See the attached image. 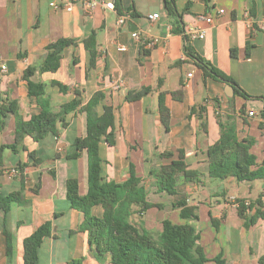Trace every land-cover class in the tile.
<instances>
[{
  "label": "crops",
  "instance_id": "obj_1",
  "mask_svg": "<svg viewBox=\"0 0 264 264\" xmlns=\"http://www.w3.org/2000/svg\"><path fill=\"white\" fill-rule=\"evenodd\" d=\"M52 0H0V102L16 100L19 114L25 119L41 110L35 97L28 92L24 77L29 66H37L34 81L46 84L45 90L53 110L73 100L76 90L86 103L96 91H103L105 99L97 106L99 113L105 103L115 107L114 142L103 136L100 142L103 176L106 180L124 182L134 165L138 176L149 189L148 199L161 207H151L134 213L131 220L158 236L163 221L190 222L200 232L199 243L209 261L217 264H259L264 255V219H251L259 206L264 178L239 181L235 176L215 179L208 176L209 146L221 135L219 120L233 122L240 140L253 139L251 152L257 163L264 164V0H178L182 18L175 17L185 31L190 28L206 29L204 38L189 40L192 49L227 75L237 84L213 78L204 68L186 54V39L175 31L164 0H106L114 8L97 6L85 8L82 1L72 11L54 9ZM224 9L223 13L219 10ZM250 11L251 18L246 16ZM137 12L135 16L131 13ZM158 13L156 19L151 14ZM127 16L120 24L119 16ZM213 21L208 23L206 18ZM253 19L256 29H249ZM96 31L97 57L91 64V53L83 39ZM140 33V38L133 32ZM73 38L77 44L63 51L61 66L56 71L43 72L40 64L47 53V45L59 38ZM158 38L150 46L147 40ZM124 46L125 49H120ZM235 49L233 55L232 49ZM249 52V55H247ZM192 73V75H188ZM68 86L62 92L52 81ZM120 83L118 88L115 83ZM150 86L153 90L136 101H128L129 92ZM240 87L250 96L244 97ZM182 90V97L171 92ZM167 92L166 104L170 110V128L167 130L159 112V93ZM205 106L204 119L198 107ZM195 111L192 112V109ZM255 111L249 115V111ZM219 116V117H218ZM67 125H58L59 134H48L41 141L27 136L26 150L4 151V171L0 175V193L21 189V174L17 165L24 167V194L27 205L13 204L6 214L0 210V264H26L24 239L39 226L51 223V233L45 236L38 250V264H67L81 259L82 264H112L108 255L99 261L89 243L88 232L82 229L85 216L72 207L67 198V180H79L80 194L88 191V154L83 150L78 158H67L77 137L87 133V117L74 111L66 116ZM206 121V129L201 124ZM15 116L9 114L0 133V146L14 141ZM185 151V161L192 168L202 170L200 182L177 180V193L158 192L149 177L151 168L178 158ZM164 151L174 152L173 158L161 157ZM33 153L35 162L30 155ZM54 172V174H53ZM248 183V184H247ZM245 184V185H244ZM187 200L198 207V220L183 219L180 208L173 204ZM237 199L244 201L243 215ZM137 208V207H135ZM101 204L92 208V214L103 216ZM13 235V255L6 252L3 226Z\"/></svg>",
  "mask_w": 264,
  "mask_h": 264
},
{
  "label": "trees",
  "instance_id": "obj_2",
  "mask_svg": "<svg viewBox=\"0 0 264 264\" xmlns=\"http://www.w3.org/2000/svg\"><path fill=\"white\" fill-rule=\"evenodd\" d=\"M170 17L182 18L183 13L188 11L191 2L183 12L177 8L178 0H164ZM132 15H139L137 12ZM175 31L184 34L186 39V54L192 57L197 64L201 65L207 74L225 82L234 83L236 80L224 73L209 60L197 54L189 44L185 36V29L182 26L183 20L173 21ZM85 47L91 53V64L94 65L97 57V37L96 31L83 39ZM77 44L73 38L62 37L47 45V53L40 64L43 72L56 71L61 66L63 51L70 45ZM235 49H232L233 55ZM249 55V52H247ZM37 66H29L24 73L28 81V92L30 96L36 98L41 110L29 119H25L19 114V106L16 100L4 99L0 102V133L6 126V118L9 114L15 116L14 141L0 146V175L4 171L6 149L13 152L26 150L24 140L27 136L35 141H41L48 134H59L58 125L66 126V116L74 111H81L87 117V133L85 136L77 137L73 143L71 151L67 153V158H78L83 150L88 154V191L85 195L80 194L79 180L69 178L67 180V198L73 208L83 212L85 220L82 229L88 232L89 243L94 249L95 256L99 261H104L109 255L112 264H205L209 261L203 246L199 243L200 232L190 222L173 223L169 219L163 221L162 231L158 236L153 235L148 229L138 226L131 220L134 213L141 214L151 207H161V204L153 203L148 199L149 189L144 184L143 178L138 176L133 164L130 166V176L124 182L106 180L103 176L102 157L100 153V142L106 136L108 142H114L115 129V107L105 103L102 113H99L97 106L105 99L103 91H96L91 98L83 103L81 92L76 90V97L62 104L58 110H53L51 100L46 93V84L42 81H34L31 77L35 74ZM60 87L62 92L68 91V86L52 81ZM153 90L147 86L140 91L129 92L126 95L128 101H136L149 94ZM237 92L244 97L250 96L243 89L238 87ZM167 92L159 93V112L161 120L167 130L170 128V110L166 104ZM175 98L182 97V90L172 91ZM206 107L199 106V115L204 119ZM195 108L192 109V112ZM264 116V110L262 111ZM219 117V116H218ZM221 135L219 140L209 146L208 155V176L215 179H224L228 176H235L239 181H251L264 178V164L257 163V157L251 152L253 139L240 140L236 126L233 122L223 123L219 120ZM206 129V121L201 124ZM35 162L39 159L30 153ZM161 157L173 158L174 152L164 151ZM26 163H19L17 168L21 174V189L11 191L7 194L0 193V210L8 214L13 204L27 205L29 200L24 194L25 181L23 177ZM54 174V172H53ZM202 170L192 168L185 161V151H178V158H173L167 164L153 167L149 171V177L153 180V185L158 192L168 194L177 193V180L184 176L187 181L200 182ZM239 213L243 215L245 210L244 201L237 199ZM256 209L251 222L260 217L264 219V209L261 201ZM103 205L105 211L103 216L98 217L92 214L95 205ZM180 208L183 219L198 220V207L190 205L187 200H179L173 204ZM137 207V208H135ZM6 236V252L9 257L13 255V235L3 226ZM51 233V223L46 222L39 226L30 236L24 239V260L26 264H38L39 247L45 236ZM217 264H224L220 257L214 259ZM67 264H82L81 259L70 260ZM259 264H264V255L259 258Z\"/></svg>",
  "mask_w": 264,
  "mask_h": 264
},
{
  "label": "built area",
  "instance_id": "obj_3",
  "mask_svg": "<svg viewBox=\"0 0 264 264\" xmlns=\"http://www.w3.org/2000/svg\"><path fill=\"white\" fill-rule=\"evenodd\" d=\"M78 1H82L84 3L85 8L88 9H93L97 6H106L107 8H114V2L113 1H106V0H52L50 2V5L54 8V9H65L67 11H72L74 9L75 3ZM220 13L224 12V9H220L219 10ZM246 16L251 18V13L250 11L246 12ZM159 17L158 13H154L150 15V18L152 19H156ZM127 16L124 15H120L119 16V23H125L127 21ZM206 21L208 23H211L213 21V18L211 16L206 18ZM249 29H256L253 19L249 20ZM260 26L262 28H264V19L260 21ZM133 36L136 38H140V33L137 31H134ZM206 35V29H204L203 27H198V28H190L187 31H185V36L187 37V40L189 41L190 39H194V38H204ZM158 42V38H151L147 40V44H149L150 46L155 45ZM120 49H125L124 46H120ZM0 71H7V65L4 63L0 64ZM188 75H192V73H189ZM120 86V83H115L114 87L118 88ZM255 111L250 110L249 111V115H254ZM260 201H261V206L262 209H264V186L261 189V197H260Z\"/></svg>",
  "mask_w": 264,
  "mask_h": 264
},
{
  "label": "water",
  "instance_id": "obj_4",
  "mask_svg": "<svg viewBox=\"0 0 264 264\" xmlns=\"http://www.w3.org/2000/svg\"><path fill=\"white\" fill-rule=\"evenodd\" d=\"M172 19V21H174L175 20V17H172L171 18ZM180 19V18H179ZM229 86L233 89L234 88V85L232 84V83H229Z\"/></svg>",
  "mask_w": 264,
  "mask_h": 264
},
{
  "label": "rangeland",
  "instance_id": "obj_5",
  "mask_svg": "<svg viewBox=\"0 0 264 264\" xmlns=\"http://www.w3.org/2000/svg\"><path fill=\"white\" fill-rule=\"evenodd\" d=\"M248 184V183H247ZM245 185V184H244Z\"/></svg>",
  "mask_w": 264,
  "mask_h": 264
}]
</instances>
